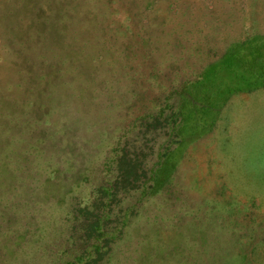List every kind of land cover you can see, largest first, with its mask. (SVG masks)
Listing matches in <instances>:
<instances>
[{
    "label": "rangeland",
    "instance_id": "374dc122",
    "mask_svg": "<svg viewBox=\"0 0 264 264\" xmlns=\"http://www.w3.org/2000/svg\"><path fill=\"white\" fill-rule=\"evenodd\" d=\"M98 1L0 0L4 24L0 89L12 90L7 103L14 110L6 114L16 123H7L6 150L37 152L28 153L32 174H22L17 182L21 197L12 198L14 208L5 211L7 200L1 206L0 215H14L7 221L0 218L4 225L0 229V264L55 263L50 255L53 244L48 245L42 233L62 229L65 241L69 210L91 198L92 189L109 182L115 173L114 147L120 129L131 121L137 95L144 93L147 103L159 95V89L152 92L150 87L147 69L153 68V62L147 55L148 65L138 78L131 65H114L126 51L120 46L124 45L120 37L108 38L107 59L99 52L100 69L88 87L97 100L92 101L91 92H82L85 84L68 71L42 90L37 112L13 91L24 81L19 61L23 51L29 52V37L59 55L66 54L75 66V58L84 48L95 53L98 37L104 35L98 30L103 18L95 19L93 11ZM168 3H173L174 16L178 9L192 10L197 26L206 28L208 22L207 33L218 38V44L238 39L246 28L264 35V0H179L178 6L174 0H159L156 11L151 12V23L159 20L155 14H166ZM7 20L14 23L10 31L4 29ZM33 20L47 25L38 28ZM217 40L211 42L215 45ZM168 49L161 50L165 58ZM32 81L28 84L38 90ZM1 107L6 109L7 104ZM205 120L211 121L206 129L204 120L197 119L187 132L174 137L171 163L163 159L170 139L167 128L156 141L151 136L144 138L151 163L162 161L160 179L156 184L150 180L147 191L141 189L116 202L115 212L123 217L124 225L105 264H264V87L235 93ZM23 140L28 143L25 148ZM54 171L59 174L55 179L51 176ZM7 192L5 196L11 198ZM21 214L28 215L30 232L20 243V237L15 240L8 235L19 225ZM12 248L15 254L10 255ZM64 255L63 249V260Z\"/></svg>",
    "mask_w": 264,
    "mask_h": 264
},
{
    "label": "trees",
    "instance_id": "16d2710c",
    "mask_svg": "<svg viewBox=\"0 0 264 264\" xmlns=\"http://www.w3.org/2000/svg\"><path fill=\"white\" fill-rule=\"evenodd\" d=\"M178 1L174 0L177 6ZM158 2L159 0L95 2L94 16L95 19L103 18L99 21L102 26L98 30L104 35L98 37L94 54L86 48L82 53H78L79 57L75 58L78 67L70 64L66 54L59 55L46 48L45 43L40 44L35 38L30 40V37L29 52L25 54L23 51L19 61L20 76L24 81L16 84L17 88L13 91L20 99H27L26 102L35 112L40 109L39 98L43 97L42 90L57 83L59 76H66L62 74L67 73L66 71L74 75L73 79L85 84L82 92L89 91L88 87L94 83L100 69L99 52L105 59L110 52L109 37L123 39L124 45L120 46L126 50L116 59L114 65H131L130 68H134L135 77L138 78L145 71L144 66L148 65L147 55L153 62V68L147 69V77L151 80L150 87L153 88L152 92L157 89L160 91L150 104L147 103L144 93L137 95L136 102L132 103L134 110L131 121L128 126L124 124L120 129L114 147L115 173L109 182L92 189L91 198L69 210L70 226L65 241L62 229L45 230L42 233L43 240L48 242V245L53 244L50 255L51 260L55 261L54 264H105L106 259L114 252L122 235L119 228L124 225L123 217L119 212H115L116 202L140 192L141 189L147 191L150 180L156 184L160 179L159 167L162 161L151 163L145 152L144 138L151 136L156 141L157 136L160 139L162 132L167 128L170 139L163 159H167L164 162L169 163L173 156L170 147L174 137H178L181 132H187L193 121L204 120L203 126L206 129L211 121L205 119L218 112L235 93L253 92L264 87V35L253 34L246 28L241 37L221 45L217 43L218 38L207 33L210 26L208 22L205 24L206 28L195 24L192 10L180 12L178 9L177 16H174L173 3H168V10H164L165 15H154L159 19L157 23H151V12L156 11L154 7ZM32 22L38 28L47 25V22L42 20ZM5 24V30L13 29L14 23L10 20ZM3 25L0 20V33L3 32ZM212 40H217L215 45ZM165 47L169 48L166 58L161 54ZM101 50L106 52L102 53ZM157 62L159 64L156 66ZM108 70L109 68H106L107 72ZM30 79L38 90L28 84ZM61 83L60 86H63V82ZM7 90L0 89V109H3L0 111V213L3 201H8L5 211H10L14 208L12 198L21 197L17 182H21L22 174H32L33 166L28 153H37L13 148L6 150L9 142L5 137L6 133H9L7 123L16 124L15 120L6 114V111L14 110V106L7 103L12 90ZM89 92L92 93V101L97 100L95 91L91 89ZM146 92L149 93V90ZM29 93L31 95L27 98ZM1 104H7L6 109L1 107ZM44 123L49 125L50 121L45 120ZM25 142L23 140L24 148L28 144ZM12 143L15 144L14 141ZM152 147L154 148V145ZM51 176L55 179L59 174L56 175L54 171ZM7 190L11 198L5 196ZM21 211L26 212L25 209ZM12 215L14 214H2L0 218L7 221ZM18 223L17 228L8 236H14L15 240L20 237L18 241L21 243L23 235L27 231L30 232L28 215L21 214ZM1 227L4 225L0 222V229ZM18 228L21 231L19 235ZM9 254H15L14 248L9 250ZM248 258L246 259L250 263Z\"/></svg>",
    "mask_w": 264,
    "mask_h": 264
}]
</instances>
